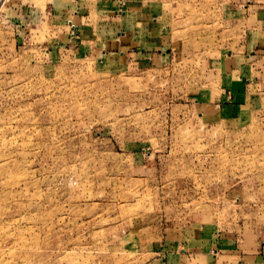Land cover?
Returning <instances> with one entry per match:
<instances>
[{
  "label": "rangeland",
  "instance_id": "rangeland-1",
  "mask_svg": "<svg viewBox=\"0 0 264 264\" xmlns=\"http://www.w3.org/2000/svg\"><path fill=\"white\" fill-rule=\"evenodd\" d=\"M73 1L0 0V264H264V0Z\"/></svg>",
  "mask_w": 264,
  "mask_h": 264
},
{
  "label": "crops",
  "instance_id": "crops-1",
  "mask_svg": "<svg viewBox=\"0 0 264 264\" xmlns=\"http://www.w3.org/2000/svg\"><path fill=\"white\" fill-rule=\"evenodd\" d=\"M15 3H11L4 12V19L7 21L9 28L15 31L14 35L18 36L19 41L22 37L20 35L25 34L29 30H34L35 28H41L45 21L52 23L53 27L58 28L62 25L69 29L77 27V17L78 11L73 10V0H13ZM18 2H20L18 4ZM39 2V4H38ZM76 2V1H75ZM70 3V5L68 4ZM71 6V10L69 7ZM195 226V225H194ZM204 227H194L196 230L194 235L188 239L190 246L187 245V250L189 254L195 255L200 254L206 246V240L209 234L206 233L204 238L199 232L202 231ZM189 231V230H188ZM190 232V231H189ZM186 237H183L185 240ZM179 245V244H177ZM185 252V250H184ZM194 253V254H193ZM187 256L181 252L178 255L173 253L167 254L166 260H161L162 264H180L179 260L184 259ZM160 264V263H158Z\"/></svg>",
  "mask_w": 264,
  "mask_h": 264
}]
</instances>
